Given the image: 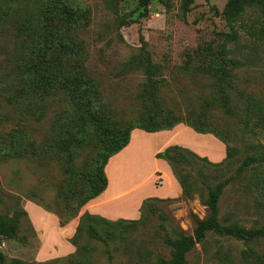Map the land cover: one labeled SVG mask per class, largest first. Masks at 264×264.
I'll use <instances>...</instances> for the list:
<instances>
[{
	"label": "rangeland",
	"instance_id": "1",
	"mask_svg": "<svg viewBox=\"0 0 264 264\" xmlns=\"http://www.w3.org/2000/svg\"><path fill=\"white\" fill-rule=\"evenodd\" d=\"M64 1L87 18L79 35L88 46L89 73L98 81L110 109V127L128 131L178 121L211 134L198 137L182 130L175 135L180 144L174 145L189 152H184L185 161L177 165L184 187L177 180L172 196L146 205L132 223L87 218L81 207L90 193L85 175H96L103 163L105 141L100 135L87 137L76 152L75 167L82 173L77 178L65 174L64 156L43 153L5 159L0 153V215L15 212L18 223L15 236L0 242L4 263L157 264L170 259L169 240L179 231L192 235L210 215L209 189L201 174L209 186L230 179L219 202L222 224L264 229V197L259 199L252 185L255 176L264 172V163L238 173L248 156L264 154V140L249 136L244 129L253 104L264 115V39L258 34L264 27V13L246 7L234 24L238 39L228 43L226 36L232 29L225 11L231 0H192L187 9L185 0ZM41 5L36 0H0V13L5 15L0 29V73L9 84L2 89L1 99L19 85L10 75L18 44L32 46L18 29ZM223 51L222 64L228 70L213 76L203 66L211 59L220 66ZM135 59L155 66L151 73L155 84L146 102L142 96L147 72L132 66ZM44 105L42 121L22 120L20 109L3 105L0 137L23 134L39 150L58 142L64 136L52 128V122L67 111L68 104L62 95H51L36 99L32 109L36 112ZM121 161L110 167L115 180ZM138 176L139 172L129 176L125 186L132 187ZM11 196L19 198V208ZM124 203L116 213L131 214ZM65 220L69 223L61 225ZM262 258L264 238L243 240L209 232L188 254L187 264H262Z\"/></svg>",
	"mask_w": 264,
	"mask_h": 264
},
{
	"label": "trees",
	"instance_id": "2",
	"mask_svg": "<svg viewBox=\"0 0 264 264\" xmlns=\"http://www.w3.org/2000/svg\"><path fill=\"white\" fill-rule=\"evenodd\" d=\"M41 2L37 12L33 16H27V22L19 27V35L32 41L31 47H24L18 44L11 60L10 75L18 80V88L6 99L0 96V113L3 105L18 108L21 111L22 120L30 117L37 121H42L45 112V105L33 111L32 103L36 99H45L51 95H62L68 104L67 111L62 116L56 117L52 122V128L63 133V138L58 142L51 144L50 147L37 149L30 142L31 140L19 133L12 134L7 138L0 137V153L5 159H10L25 154L38 156L40 154L53 153L61 157L64 156L67 162L66 175L71 178H77L82 173L75 167L76 152L86 144L87 137L90 135H100L105 141L103 147V163L94 176L85 175V180L89 182L90 193L81 207L85 206L91 200L99 197L108 186V178L105 168L109 160L120 153L130 142L131 132L135 129H141L149 133L172 130L182 122L155 123L152 126L131 128L128 131L110 127L112 115L108 112V104L104 101L103 92L100 89L98 81L89 73V51L86 41L80 37L81 30L87 26V18L84 14L78 13L73 8L67 6L64 0H36ZM192 0H185L184 9L192 3ZM246 7L259 9L264 13V0H231L225 16L227 23L232 29V33L226 36V42L232 43L238 39V32L234 29V24L241 20ZM5 15L0 13V29L4 26ZM260 39H264V27L258 29ZM144 48V46L142 47ZM225 51L221 54L222 61L217 66L216 60L211 59L207 66H203L210 74L216 76L219 73L228 70L224 66ZM204 55V52H200ZM136 70H145L147 72V83L144 85L142 100L146 102L149 98L155 81L151 75L155 66L152 62L141 63L135 59L131 61ZM235 66H239L234 62ZM9 75V76H10ZM9 86L7 78L0 73V94L2 89ZM42 106V105H41ZM33 112L31 114L30 112ZM111 112V111H110ZM31 114V115H30ZM163 115L167 112L163 111ZM78 116L79 118H74ZM195 132L200 134H211L193 125H187ZM246 133L256 139L264 140V115L253 104L248 119L244 124ZM188 152L179 145L168 147L165 151L156 155L158 159L165 160L172 169V172L181 185L182 180L177 171V165L185 161ZM190 151V150H189ZM189 153V152H188ZM227 158L231 156V149L226 147ZM191 155L194 153L190 152ZM120 160V159H119ZM115 160L111 163L119 161ZM204 160H206L204 158ZM264 163V154L248 156L241 164L238 173H242L247 168ZM202 183L208 186L209 199L208 206L210 215L207 219L200 221L194 233L188 235L179 231L175 238L169 240L172 246V255L170 259H163L157 264H187L188 254L200 243L204 241L209 232H215L221 235L236 237L243 240L253 238H264V229L248 230L241 226L224 225L219 220V202L224 189L230 183V179L219 182L215 186H209L205 175L201 174ZM258 198L264 197V172L259 173L252 180ZM15 208H19L18 197ZM160 200L158 198L146 199L140 212L149 203ZM87 218L99 219L100 216L86 213ZM104 219V218H102ZM106 220V219H104ZM121 223L134 222V220L120 219ZM69 221L61 222V225L68 224ZM18 229L15 212L11 216L9 213L0 215V242L2 239H10L15 236ZM95 233L100 238L101 235L96 230ZM264 264V258H262ZM0 264L4 263V257L0 254ZM16 264H22L17 262Z\"/></svg>",
	"mask_w": 264,
	"mask_h": 264
},
{
	"label": "crops",
	"instance_id": "3",
	"mask_svg": "<svg viewBox=\"0 0 264 264\" xmlns=\"http://www.w3.org/2000/svg\"><path fill=\"white\" fill-rule=\"evenodd\" d=\"M187 127L180 124L172 130L154 133L141 129L133 130L128 146L112 157L105 168L108 178L106 190L99 197L88 202L84 206V212L107 220H137L141 215L140 209L146 199H164L172 196L173 191L177 189L178 181L169 164L165 160L156 158V154L165 151L174 144H180L175 139L178 132L187 130L194 134L195 131ZM195 133L198 137L205 135ZM119 159L122 160L120 163L121 173H118L119 178L115 180L110 172V167L113 161ZM144 163H147L148 166L145 167ZM143 166L145 174L140 178ZM138 172V183L136 182L137 184L135 183L132 187H126V180L129 176L136 177ZM160 182L162 184H157ZM124 202H127V207L129 206L128 208L132 212L129 215L116 213L125 207Z\"/></svg>",
	"mask_w": 264,
	"mask_h": 264
}]
</instances>
